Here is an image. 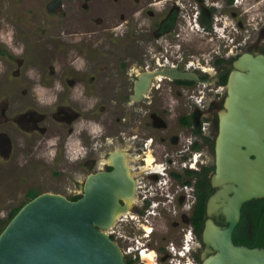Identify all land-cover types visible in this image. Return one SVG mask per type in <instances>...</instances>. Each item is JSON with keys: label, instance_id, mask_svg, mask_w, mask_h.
I'll use <instances>...</instances> for the list:
<instances>
[{"label": "flooded vegetation", "instance_id": "af4514ba", "mask_svg": "<svg viewBox=\"0 0 264 264\" xmlns=\"http://www.w3.org/2000/svg\"><path fill=\"white\" fill-rule=\"evenodd\" d=\"M54 2L61 5V0ZM138 2L141 60L127 66L125 80L109 96L101 128L92 122L95 113L80 108L68 90L80 82L77 77L62 81L66 89L57 87L50 104L39 105L33 93L25 92L11 122L36 142L42 134L58 132L64 159L71 158L67 146L76 141L71 169L76 195L82 196L90 174L112 171L116 162L122 165L129 188L107 232L126 264H203L209 255V218L228 225L222 213H208L210 197L221 189L213 184L220 113L236 61L264 55V0ZM169 69L198 79L154 76L136 96L140 75ZM45 85L55 87V81ZM84 88L83 96L92 94ZM13 140L0 131V152H12ZM263 232L264 197L243 203L233 242L264 247L259 239Z\"/></svg>", "mask_w": 264, "mask_h": 264}, {"label": "rangeland", "instance_id": "374dc122", "mask_svg": "<svg viewBox=\"0 0 264 264\" xmlns=\"http://www.w3.org/2000/svg\"><path fill=\"white\" fill-rule=\"evenodd\" d=\"M54 1L0 0V131L14 139L12 152H0V219L5 221L0 230L9 212L29 200L31 189L69 197L79 192L71 174L78 144H68V160L62 158L58 132L42 134L36 142L19 131L11 119L20 100L33 93L39 105L53 103L57 87L66 89L62 81L80 78L68 90L80 108L95 113L92 122L100 127L127 66L141 60L138 0H61L52 9ZM52 81L55 87L45 85ZM84 87L92 94L83 96Z\"/></svg>", "mask_w": 264, "mask_h": 264}, {"label": "water", "instance_id": "95a60500", "mask_svg": "<svg viewBox=\"0 0 264 264\" xmlns=\"http://www.w3.org/2000/svg\"><path fill=\"white\" fill-rule=\"evenodd\" d=\"M235 67L217 139L213 184L221 189L208 203L209 216L220 212L228 225L218 226L209 218V255L203 264H264V247L237 245L232 239L243 203L264 197V55H244ZM159 73L198 79L176 69L146 72L138 78L136 96ZM113 165L112 171L90 174L76 200L44 191L27 201L0 233V264H126L107 232L129 188L122 165Z\"/></svg>", "mask_w": 264, "mask_h": 264}, {"label": "trees", "instance_id": "16d2710c", "mask_svg": "<svg viewBox=\"0 0 264 264\" xmlns=\"http://www.w3.org/2000/svg\"><path fill=\"white\" fill-rule=\"evenodd\" d=\"M40 193H41V192H39V191H37V190L31 189V190L28 192V199L31 200L32 198H34L35 196H37V195L40 194ZM80 197H81L80 195H75V196L70 197V199H72V200H76V199H78V198H80ZM29 200H28V201H29ZM24 204H25V203H24ZM24 204H22V205H20V206H18V207L13 208V209L9 212V214H8V216H7V218H6V223H8V222L13 218V216L19 211V209H20ZM1 222H5V221L0 219V223H1ZM4 227H5V226H4ZM2 230H3V229H2ZM2 230H0V233H1ZM259 239H260V243L264 244V232L261 233V237H259ZM255 244H256V243H255ZM250 245L253 246L254 243H253V244H250Z\"/></svg>", "mask_w": 264, "mask_h": 264}, {"label": "bare ground", "instance_id": "6f19581e", "mask_svg": "<svg viewBox=\"0 0 264 264\" xmlns=\"http://www.w3.org/2000/svg\"><path fill=\"white\" fill-rule=\"evenodd\" d=\"M156 76H157L158 78H163V75H162L161 73L157 74ZM158 78H157V79H158ZM148 258H149V257H148ZM150 261H151V260H149V262H150Z\"/></svg>", "mask_w": 264, "mask_h": 264}]
</instances>
